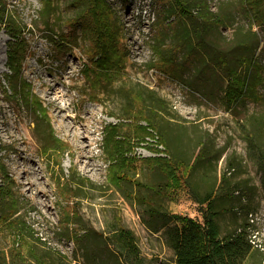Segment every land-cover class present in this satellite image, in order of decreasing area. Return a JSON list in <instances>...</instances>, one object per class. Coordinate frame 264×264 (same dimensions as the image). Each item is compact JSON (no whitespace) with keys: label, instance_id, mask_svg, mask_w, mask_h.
Returning a JSON list of instances; mask_svg holds the SVG:
<instances>
[{"label":"rangeland","instance_id":"rangeland-1","mask_svg":"<svg viewBox=\"0 0 264 264\" xmlns=\"http://www.w3.org/2000/svg\"><path fill=\"white\" fill-rule=\"evenodd\" d=\"M106 2L109 18L118 20L113 69L100 62L105 34L90 24L98 8L83 18L86 7L70 0H0L22 42L14 45L22 58L14 73L13 39L0 25V162L15 182L17 215L27 226L14 242L0 219V250L20 245L24 264H133L122 243L109 239L122 226L134 234L139 264H177L161 226L174 214L202 221L200 205L182 179L172 184L159 166L169 154L139 114L140 103L129 99L135 88L166 101L162 115L176 156L191 166L205 157L184 176L198 195L220 197L222 237L247 227L255 251L241 264H264V26L246 14L243 0H208L212 13L230 19L204 31L206 49L190 54L179 46L180 34L201 28V20L172 15L173 0ZM47 4L51 13L42 19ZM239 26L261 41L262 81L255 99L227 101L228 79L215 56L230 50ZM110 125L118 130L109 145ZM136 126L153 136L138 137ZM115 149L128 158L121 168L110 158ZM4 208L0 203V213Z\"/></svg>","mask_w":264,"mask_h":264},{"label":"trees","instance_id":"trees-1","mask_svg":"<svg viewBox=\"0 0 264 264\" xmlns=\"http://www.w3.org/2000/svg\"><path fill=\"white\" fill-rule=\"evenodd\" d=\"M74 7H86V11L79 17L87 18L92 9L98 8L97 12L93 13L91 25H94L99 34H105L104 38H107L106 42L102 44V53L100 62L105 65H111L113 69L114 51V37L118 34V20L116 18H109L111 12L107 13L106 7L107 0H70ZM245 8L243 10L246 14L252 16V21L258 26H264V0H243ZM50 4H47L43 10L39 13L40 18H49ZM176 10V13L172 11ZM172 15H182L183 18L195 22L201 20L196 27V24L192 28H182V32L179 38V46L187 47L190 51H201L203 46L204 37L202 33L213 29L216 26H223L225 21H228L230 17L221 13H212L208 0H173L171 8L167 10ZM10 15V16H9ZM104 15H108V20L104 19ZM13 13L8 10V7L0 9V25H4L7 33L13 39L9 42V61L8 65L11 71L17 72V65L22 61L16 51L14 45H22L18 36L21 33V28H16L15 20L12 18ZM77 16L76 20L79 19ZM107 17V16H106ZM160 19V18H159ZM47 25V24H46ZM196 39L197 43L192 44L191 39ZM117 41V37H115ZM56 42V41H55ZM233 46L229 51L224 50L215 56V61L218 69L225 74L228 79V85L225 90V99L227 101L235 100H253L257 94L254 90L257 83H261V66L258 64L256 54L260 48L261 41L256 32L251 27L248 30L239 26L235 30L233 38ZM191 54V53H190ZM253 70H256L253 74ZM252 75L255 79L252 78ZM14 83V82H11ZM129 99L137 101L139 104V114L143 115L149 128L153 129L157 133L158 138L161 140V144L165 147V151L169 154V159L161 158L163 161L160 163L161 169L169 177L172 184L178 185L182 179L186 187L191 191L195 201L200 205V213L203 220L194 219L191 217H184L180 215H167L169 222H166L161 226L166 228L165 236L167 244L173 249L176 256L177 264H241L247 257L254 253V247L249 238L247 227L240 228L231 236L222 237L219 224L217 223V217L219 211L217 210L216 198L211 192L200 196L193 188H191L189 181L186 180L184 174L186 172H193L195 167L203 162L205 157H201V154L196 158L194 166H191L189 162L182 159L179 155H175L172 149L175 147V138L172 133V128L168 124L167 120L162 115L166 112V101L159 97L155 92L143 90V89H130ZM138 128V129H137ZM110 131L112 140L106 138L107 144H111L110 141L116 143L113 139L117 136V125H110ZM136 133L139 135L153 136L151 132L147 131V127L136 126ZM137 134H135L137 136ZM140 137V135L138 136ZM115 145V144H114ZM116 147V145H115ZM108 152V148L106 149ZM178 152V151H177ZM113 164L117 165V168H121L122 164L127 161V157L123 156V153L116 149L111 153ZM160 158H154L152 160H159ZM0 177L4 178V185L0 186V199L1 195L8 197V201L2 200L0 203L4 208L0 213V219H5L7 222L6 227L3 230L8 231L16 242L19 235L25 233L27 226L23 224L22 218L17 215L18 200L15 196V192L12 190L15 182L9 178L8 170L0 162ZM226 179V178H225ZM4 197V196H3ZM165 215H163L164 217ZM161 218V217H160ZM172 222V223H171ZM155 228L156 232L161 230ZM109 239L115 238L118 242L122 243L125 249L128 251V259L133 264H139V255L136 251L134 242V234L120 226L118 229L110 233ZM113 245L115 242L111 239ZM20 245L12 246L7 252L0 250V264H24L26 261L25 255L19 249ZM118 252V251H117ZM119 253V252H118ZM116 253L117 255H119ZM42 264V263H40Z\"/></svg>","mask_w":264,"mask_h":264}]
</instances>
